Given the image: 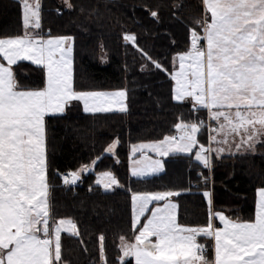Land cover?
Listing matches in <instances>:
<instances>
[{
	"label": "trees",
	"instance_id": "trees-1",
	"mask_svg": "<svg viewBox=\"0 0 264 264\" xmlns=\"http://www.w3.org/2000/svg\"><path fill=\"white\" fill-rule=\"evenodd\" d=\"M68 3L71 8L64 0H40L41 27L31 31L44 38L70 37L74 89L123 90L126 111L86 112L81 101H71L63 113L45 118L50 223L71 220L79 233L61 234L60 264H121L122 241L132 242L138 234L131 219L132 194L179 193L171 199L178 206L177 223L186 227L206 226L210 210L234 221H253L257 192L264 188V142L255 144L254 150L211 154L208 168L195 160L193 149L192 154L166 156L164 171L155 176L141 179L129 172L132 145L172 136L177 123L202 125L206 120V110L194 112L190 102L172 99L171 78L173 58L188 52L191 32L202 36L210 18L202 0ZM24 32L20 1L0 0V38ZM125 35L134 36L135 43L126 41ZM157 62L166 71L156 69ZM13 72L23 90H41L46 84L44 71L31 62H18ZM207 137L202 125L197 139L206 145ZM114 140L118 144L114 154H105ZM85 166L92 171L82 172L75 185L64 184L62 174ZM101 172L112 173L119 186L103 190L95 182ZM218 225L215 221L214 227ZM197 239L211 261L212 239ZM123 262L134 264L131 258Z\"/></svg>",
	"mask_w": 264,
	"mask_h": 264
},
{
	"label": "snow or ice",
	"instance_id": "snow-or-ice-1",
	"mask_svg": "<svg viewBox=\"0 0 264 264\" xmlns=\"http://www.w3.org/2000/svg\"><path fill=\"white\" fill-rule=\"evenodd\" d=\"M24 35L0 38V264H60L61 233L79 235L71 220L61 219L50 227V203L47 182L45 118L63 113L71 101H81L86 112L126 111L125 91L106 93L78 92L73 87L72 45L70 37L47 38L31 29H40L41 4L20 0ZM65 3L72 7L68 0ZM210 22L203 26V36L191 32L190 51L178 55V70L172 99L191 100L193 111L207 110L212 127L209 146L197 139L202 125L177 123L179 135L165 136L152 145H140L159 156L188 153L205 168L211 166V153L221 155L222 145L232 134L241 137L237 151L254 150L264 142V0H203ZM152 17L158 16L151 12ZM135 43V37L125 35ZM206 42L201 46L200 41ZM28 61L41 68L46 77L42 90H23L13 72L18 62ZM158 70H164L158 62ZM235 110V111H233ZM118 147L112 143L108 152ZM138 151L133 147V155ZM132 176L146 178L164 171L160 160L134 161ZM87 166L63 178L75 185ZM96 183L107 191L118 181L105 172ZM173 191L133 195V229L138 231L134 244L123 246L124 257L135 264H212L198 237L215 241L214 264H264V188L257 192L255 220H231L225 215H210L207 226L186 227L176 220ZM209 198L210 194L204 193ZM156 206L149 209V205ZM159 202H163L161 205ZM151 212L139 229L140 218ZM222 228H214L212 219ZM151 237H155L152 242ZM101 239H103L101 237ZM121 264H124L121 261Z\"/></svg>",
	"mask_w": 264,
	"mask_h": 264
},
{
	"label": "crops",
	"instance_id": "crops-1",
	"mask_svg": "<svg viewBox=\"0 0 264 264\" xmlns=\"http://www.w3.org/2000/svg\"><path fill=\"white\" fill-rule=\"evenodd\" d=\"M18 1H20V0H18ZM34 2L36 3V0H34ZM202 4H203V0H202ZM21 7H22V5H21ZM203 8H204V10L206 11V9H205V5L203 4ZM206 13H208L207 11H206ZM207 16H210V13H208V15ZM22 19H23V11H22ZM207 22H210V18H209V20H207ZM207 22H205V24L207 23ZM204 24V25H205ZM203 34H204V32L202 33V36H203ZM47 38H58V37H47ZM47 38H45V39H47ZM69 42V41H68ZM70 43V42H69ZM71 44V43H70ZM201 46H206V42L205 41H203V43L202 44H200ZM188 51H190V49L188 50ZM0 59H2L3 60V58L2 57H0ZM0 63H2L1 61H0ZM3 64H5V66H7V62L6 61H3ZM173 70L175 69L174 67H175V64H177V66L179 65V61H178V56H175L174 58H173ZM174 82V81H173ZM46 85V84H45ZM174 86H175V82H174ZM45 87V86H44ZM42 90V89H41ZM117 91H123V90H115L114 92H117ZM104 92H106V93H114V92H110V91H104ZM124 105L126 106V101L124 100ZM82 106H83V103H82ZM83 110H84V106H83ZM85 111V110H84ZM233 111H235V110H233ZM116 112V111H115ZM206 113H207V110H206ZM207 116H208V113H207ZM208 120H209V117H208ZM209 121H211V120H209ZM211 123H212V126H211V128L212 127H218V125L216 124V122L215 121H211ZM208 133V136H210V133H212V132H207ZM212 134H215V135H218V139H222L223 138V133L221 132L220 134H216V133H212ZM234 136H235V134H232V135H230L229 137H228V139H231L232 138V141H234L233 140V138H234ZM238 138H240V136L238 135ZM160 141H162V140H159V141H153V142H145V144H156V143H158V142H160ZM232 144H233V142H231ZM230 143V144H231ZM133 147H137L138 148V151L136 152V156H140V150H139V146H137V144H134V145H132L130 148H131V150H130V152L132 151V149H133ZM206 147V146H205ZM197 150V149H196ZM245 151H248V150H241V151H237V152H245ZM143 152H144V155H156V152H154V151H150V150H145V149H143ZM231 152H234V146H232L231 147ZM227 152H224L222 155H224V154H226ZM235 153V152H234ZM229 154H230V152H229ZM129 156H130V154H129ZM163 160H164V158H166V156H160ZM129 160V159H128ZM129 162H130V160H129ZM75 172H80V170H77V171H75ZM103 173H105V172H101V173H97L96 175H95V182H96V180L98 179V178H100V179H102V180H104V179H106V178H104L103 176H102V174ZM109 173V172H108ZM70 174V173H69ZM68 174V175H69ZM81 174H82V172L80 173V176H81ZM111 175H112V173H110ZM113 176V175H112ZM103 190H105L104 189V187L103 186H101V185H99ZM115 185H113L112 186V188L114 187ZM111 188V189H112ZM110 190V189H109ZM156 193V192H155ZM143 194H145V193H143ZM133 195H136V194H132V197H133ZM170 200H171V202L172 203H174V204H176L171 198H170ZM257 200H258V196H257V199H256V202H257ZM161 205L163 204V202H159ZM257 205V204H256ZM154 206H156V202H153V204H150L149 205V209H151L152 207H154ZM177 206V205H176ZM131 207H132V214H131V219H132V225H133V217H134V205H133V200H131ZM178 207V206H177ZM177 207H176V210H175V212H176V214H177ZM215 213H220V212H212V210H210V212H209V216L210 215H214ZM220 214H222V213H220ZM255 214H256V211H255ZM151 215V212L149 211L148 213H147V215H146V217H148V216H150ZM146 217L144 218V221H143V223L145 222V220H146ZM142 218L143 217H141L140 218V222H141V220H142ZM176 220H177V217H176ZM210 220V219H209ZM255 220V219H254ZM253 220V221H254ZM215 221L216 222H218V226H216V227H214V223H215ZM212 224H213V227L214 228H222L223 227V224H221V222L218 220V219H212ZM143 223H141L140 225L138 224L137 226H139V227H141L142 226V224ZM55 224V222L54 223H50V227L52 226V225H54ZM182 226V225H181ZM207 226V225H206ZM139 227H138V229H139ZM151 240H152V242H154L155 241V237H151L150 238ZM212 239V238H211ZM125 243H127V244H134L135 243V238H134V240L132 241V242H122V245H121V253H123L122 252V249H123V246L125 245ZM212 251H213V253H212V260H211V262H212V264H214V260H215V241H214V239H212ZM127 258H131L132 260H133V263L135 264V259H134V257H132V256H128V257H124L123 259H127Z\"/></svg>",
	"mask_w": 264,
	"mask_h": 264
},
{
	"label": "rangeland",
	"instance_id": "rangeland-1",
	"mask_svg": "<svg viewBox=\"0 0 264 264\" xmlns=\"http://www.w3.org/2000/svg\"><path fill=\"white\" fill-rule=\"evenodd\" d=\"M30 3H32L33 5L35 4V2H34V0H30ZM64 4L65 5H67L66 3H65V0H64ZM190 48H191V46H190ZM175 70H178V66H177V64H175ZM184 102H190L191 104H192V102H191V100L189 99V100H186V101H184ZM202 123V122H201ZM205 123V124H204ZM204 123H202V125H205L206 126V130H207V132H211L210 131V129H211V126H212V123H211V121H209L208 120V116H207V113H206V120L204 121ZM176 132H177V130H176ZM175 132V133H176ZM178 135H179V133H178ZM210 135H215V134H212V133H210ZM240 139H241V137L240 138H238V135H235L234 136V138H233V140L234 141H232V138L231 139H228V143H226V144H222V145H212L213 147H223L224 149H225V151L224 152H227L226 154H229V152H230V154L231 153H236L237 152V150H236V148H235V144L236 143H239L240 142ZM117 143L115 140L114 141H112L107 147H106V150H105V154H112V153H109L108 152V148L110 147V145L112 144V143ZM231 142H233V144L231 143ZM231 143V144H230ZM140 145H152V144H145V142H141V143H139V144H137V146H140ZM204 146H206V147H208L209 146V136L207 137V144L206 145H204ZM232 146H234V152H231V147ZM145 150H148V149H146L145 148ZM223 152V153H224ZM222 153V154H223ZM211 154H215V155H217L215 152H213V153H211ZM221 154V155H222ZM137 154L135 153V155H133V152L131 151L130 152V156H129V160H130V162H129V172H130V174L132 173V170H133V167L135 166L134 165V161L135 160H141V162L142 163H147L149 160H151V161H155V160H160L161 162H162V164H163V159L159 156V155H144V157H141V155L140 156H136ZM132 175V174H131ZM97 184V183H96ZM59 221L60 220H58V221H56L55 222V224H58L59 223ZM67 221V220H66ZM54 224V225H55ZM76 231H77V229H76ZM62 233H67V234H71L69 231H65V232H62ZM61 233V234H62ZM123 242V241H122ZM124 256H123V253H121V257H120V263H121V261H123L124 259Z\"/></svg>",
	"mask_w": 264,
	"mask_h": 264
},
{
	"label": "built area",
	"instance_id": "built-area-1",
	"mask_svg": "<svg viewBox=\"0 0 264 264\" xmlns=\"http://www.w3.org/2000/svg\"><path fill=\"white\" fill-rule=\"evenodd\" d=\"M202 123H204V122H202ZM205 124V123H204ZM174 135H177L178 136V132H176V133H174ZM68 174H62L61 175V179L63 180V178L65 177V176H67Z\"/></svg>",
	"mask_w": 264,
	"mask_h": 264
}]
</instances>
